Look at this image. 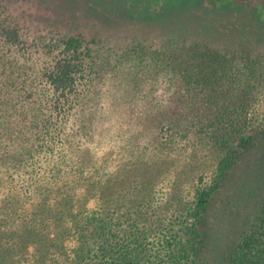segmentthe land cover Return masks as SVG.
I'll return each instance as SVG.
<instances>
[{"label": "trees", "instance_id": "trees-1", "mask_svg": "<svg viewBox=\"0 0 264 264\" xmlns=\"http://www.w3.org/2000/svg\"><path fill=\"white\" fill-rule=\"evenodd\" d=\"M101 78L125 80L131 99L152 97L137 134L151 117L165 152L192 138L217 154L208 171L186 172L189 223L161 260L84 246L86 227L74 222L54 232L70 223L84 171L60 155L52 123ZM8 83L0 113L12 130L0 129V141L12 148L0 156L17 162L15 196L34 209L5 216L25 231L6 230L0 264H264V0H0V87ZM29 119L28 134L13 129ZM111 125L96 130L105 143ZM51 158L56 170L39 172ZM147 168L135 166L136 178L151 177ZM65 238L78 243L69 251Z\"/></svg>", "mask_w": 264, "mask_h": 264}, {"label": "rangeland", "instance_id": "rangeland-1", "mask_svg": "<svg viewBox=\"0 0 264 264\" xmlns=\"http://www.w3.org/2000/svg\"><path fill=\"white\" fill-rule=\"evenodd\" d=\"M6 71L9 77L17 75V71ZM14 87L15 84L11 83L0 87V100L15 91ZM127 95L131 96L133 92L125 80L105 81L101 78L82 90L74 107L64 111L59 121L52 123L61 132L57 139L58 152L70 158L72 170L81 166L79 174L84 171L83 178L74 184L79 193L72 204V211L66 215L70 223H61L54 232L62 233L74 222L78 228L86 227L82 235L84 246L106 248L121 244L116 251H131L134 259L141 258L136 263L161 260L167 255L169 247L184 237L189 223L186 207L192 199L194 186L192 180H185L186 172L193 169L208 171L217 154L210 148L197 146V141L192 138L181 147L165 152L159 147L161 137L158 133L151 134L148 128L155 123V120L151 122V117L144 131L137 134L140 126L134 128V121L148 111L152 97L144 95L142 99L134 100ZM128 101H134V104ZM30 124L29 119L22 128L13 129L28 134L26 131L32 130ZM109 125L113 126L110 131L112 140L105 143V136L99 134L105 135L104 129ZM100 128L102 131L98 133L96 130ZM0 129L2 132L4 129L12 130L8 113H0ZM120 129L122 134L118 133ZM7 141H0V152L12 148V142ZM20 143L23 144V141ZM94 148L97 161L91 156L90 162V152L95 153ZM11 154L17 153L12 151ZM155 156L160 160L153 162ZM16 164V161L10 158L4 160L0 156V185L1 182L4 184L0 189V238H5L7 229L24 230L21 225H12L10 217L5 216H10L16 208H25L30 212L34 209L30 200L21 201L15 196L20 174V167ZM144 164L150 167L147 170L152 175L137 179L135 166ZM53 165L54 158H51L39 172L52 173L56 170ZM130 172L131 177H128ZM76 175L75 178H78ZM5 220H9L6 227ZM59 242L66 245L69 251L78 243L72 238L59 239ZM2 246L0 255L4 251ZM59 263L68 264V257L63 256Z\"/></svg>", "mask_w": 264, "mask_h": 264}]
</instances>
